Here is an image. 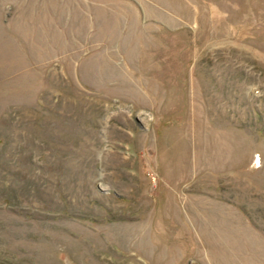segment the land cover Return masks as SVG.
<instances>
[{"label":"rangeland","instance_id":"rangeland-1","mask_svg":"<svg viewBox=\"0 0 264 264\" xmlns=\"http://www.w3.org/2000/svg\"><path fill=\"white\" fill-rule=\"evenodd\" d=\"M0 264H264V0H0Z\"/></svg>","mask_w":264,"mask_h":264}]
</instances>
